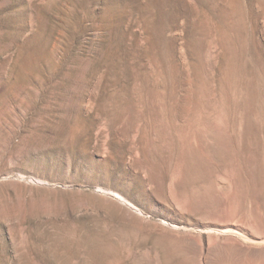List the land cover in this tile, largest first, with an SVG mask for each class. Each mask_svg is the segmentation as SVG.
<instances>
[{
	"label": "rangeland",
	"instance_id": "374dc122",
	"mask_svg": "<svg viewBox=\"0 0 264 264\" xmlns=\"http://www.w3.org/2000/svg\"><path fill=\"white\" fill-rule=\"evenodd\" d=\"M218 254L264 264V0H0V264Z\"/></svg>",
	"mask_w": 264,
	"mask_h": 264
},
{
	"label": "bare ground",
	"instance_id": "6f19581e",
	"mask_svg": "<svg viewBox=\"0 0 264 264\" xmlns=\"http://www.w3.org/2000/svg\"><path fill=\"white\" fill-rule=\"evenodd\" d=\"M254 239V238H253ZM224 255V254H223ZM216 256V255H215ZM215 258V257H214ZM225 258V259H224ZM217 259L220 261L221 259H222V255H219L218 254V256H217ZM215 260V259H214ZM222 260H224V263L223 264H231L232 263V261H229L230 259H226V257L225 256H223V259ZM221 262V261H220ZM217 264H219V263H217ZM255 264H256V262H255Z\"/></svg>",
	"mask_w": 264,
	"mask_h": 264
}]
</instances>
